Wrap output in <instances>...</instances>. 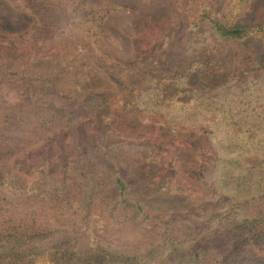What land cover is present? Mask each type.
I'll return each instance as SVG.
<instances>
[{
    "label": "trees",
    "instance_id": "1",
    "mask_svg": "<svg viewBox=\"0 0 264 264\" xmlns=\"http://www.w3.org/2000/svg\"><path fill=\"white\" fill-rule=\"evenodd\" d=\"M98 3L103 10L94 4L67 24L79 57L95 55L71 76L0 64L25 95L0 100V264H264V0L199 1L181 37L166 43L170 31L149 66L140 55L134 67L97 47L111 1ZM25 8L39 32L58 16L45 0ZM102 71L105 82L117 78V93L101 89ZM116 110L204 136L209 147L193 161L206 190L177 179L168 205L149 203L120 154L140 152L151 164L163 150L116 136ZM55 137L73 156L49 162L46 152L21 182L18 145ZM71 177L79 188L62 195Z\"/></svg>",
    "mask_w": 264,
    "mask_h": 264
},
{
    "label": "rangeland",
    "instance_id": "2",
    "mask_svg": "<svg viewBox=\"0 0 264 264\" xmlns=\"http://www.w3.org/2000/svg\"><path fill=\"white\" fill-rule=\"evenodd\" d=\"M36 1L39 0H0V64L7 65L11 69L21 68L49 77L57 74L67 77L71 76L76 68L82 67L83 58L91 62L95 61V55L92 53H83V57H79L75 44L65 37L71 28L67 24L80 23L81 17L93 9L94 4L95 10L97 7L100 10L104 9L98 3L100 0H45L47 11L58 13V16L53 20L48 19L51 24L44 32H39L40 29L34 30L33 17L25 8L26 5L33 6ZM110 1V8L98 31L97 47L102 53L134 67V61L136 64L140 55L149 66L150 57L156 56L160 49L166 48L164 41L170 37L168 35L170 31H175L176 34L166 43L172 41L171 39L178 40L187 27L188 17L193 18L196 15L197 3L204 0ZM223 1L225 0H216L218 4H222ZM26 31L29 33L19 41L17 37ZM262 61L264 62V57ZM65 66L68 68L66 69ZM104 72L96 74L100 81H104L100 84L101 89L110 94L117 93L118 90L113 89V84L117 85L116 77L114 78L110 73L108 74L110 82H105ZM24 97L25 95L15 91L13 86L0 75V100L6 99L14 103ZM121 114L116 110L115 117L118 119L116 136L128 141H152L160 144L163 150L162 161L157 160L151 164L140 152L123 151L120 154L130 166L129 177L137 179L135 185L137 192L149 203L151 202L156 208L158 204L162 207L168 205V201L170 203L171 200L169 197H172L168 193L169 188L171 183L177 182V179L200 192L206 190L199 165L197 166L193 161L196 154L209 147L204 136L193 132L173 134L156 121L154 124H148L131 119L125 114L120 117ZM29 145L30 150L24 145H18V148H21L13 155V163L17 165L21 182L30 179L29 173L32 172L30 166L37 168L41 165L46 152L49 155V162L59 163L73 156L68 141L58 137L50 142ZM79 185L77 178H69L62 195H71L78 190ZM173 199L177 200L174 196ZM188 200L195 201L193 197H189Z\"/></svg>",
    "mask_w": 264,
    "mask_h": 264
}]
</instances>
